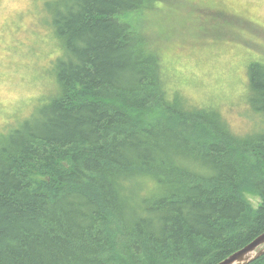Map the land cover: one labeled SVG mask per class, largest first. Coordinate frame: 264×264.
Returning a JSON list of instances; mask_svg holds the SVG:
<instances>
[{"label": "trees", "instance_id": "16d2710c", "mask_svg": "<svg viewBox=\"0 0 264 264\" xmlns=\"http://www.w3.org/2000/svg\"><path fill=\"white\" fill-rule=\"evenodd\" d=\"M158 2L55 10L57 91L0 141V264H217L264 232V127L172 100ZM249 81L264 122L263 63Z\"/></svg>", "mask_w": 264, "mask_h": 264}, {"label": "rangeland", "instance_id": "374dc122", "mask_svg": "<svg viewBox=\"0 0 264 264\" xmlns=\"http://www.w3.org/2000/svg\"><path fill=\"white\" fill-rule=\"evenodd\" d=\"M68 0H0V141L56 93L64 54L53 14ZM150 28L172 100L222 114L244 135L264 127L248 104L264 64V0H158ZM257 207L260 198L246 194Z\"/></svg>", "mask_w": 264, "mask_h": 264}, {"label": "water", "instance_id": "95a60500", "mask_svg": "<svg viewBox=\"0 0 264 264\" xmlns=\"http://www.w3.org/2000/svg\"><path fill=\"white\" fill-rule=\"evenodd\" d=\"M264 254V232L217 264H249Z\"/></svg>", "mask_w": 264, "mask_h": 264}]
</instances>
